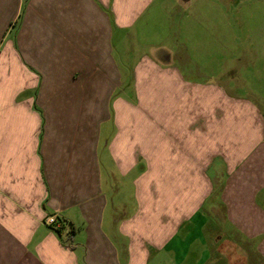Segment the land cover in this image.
I'll return each mask as SVG.
<instances>
[{
  "label": "crops",
  "instance_id": "crops-1",
  "mask_svg": "<svg viewBox=\"0 0 264 264\" xmlns=\"http://www.w3.org/2000/svg\"><path fill=\"white\" fill-rule=\"evenodd\" d=\"M158 2L0 0V264H264L260 103L244 99L241 108L225 84L223 118L210 108L214 117L202 133L189 125L194 109L189 115L177 96L163 91L176 110L160 112V127L174 137L146 126L145 109L130 104L126 85L138 80L132 72L154 56L124 79L113 33L142 27ZM183 53L173 58L179 77L209 81L200 76L202 67L187 69ZM149 92L140 95L145 108ZM209 92L206 98L216 102L217 93ZM182 95L190 106L189 95ZM110 121L114 125H105ZM158 149L162 203L169 195H177V203H166L154 230L148 171L133 174ZM201 157L208 163L204 186ZM113 163L122 169L120 178L135 179L138 210L120 204L119 183L108 170ZM120 209L125 215H115ZM55 214L60 228L45 223Z\"/></svg>",
  "mask_w": 264,
  "mask_h": 264
},
{
  "label": "rangeland",
  "instance_id": "rangeland-1",
  "mask_svg": "<svg viewBox=\"0 0 264 264\" xmlns=\"http://www.w3.org/2000/svg\"><path fill=\"white\" fill-rule=\"evenodd\" d=\"M141 22L142 27L140 28L135 26L121 30L115 29L112 46L113 57L120 71L123 72L124 79H128L129 70L136 67L138 62H145L154 56L151 62L137 67L138 69L136 68L132 72L135 80L137 79L136 74H138V80L127 83L126 87H129V90H125L133 102L128 99L130 104L135 105L138 110L141 107L143 111L145 109L144 118L148 121L146 126L153 123L154 127H158V134L175 136L174 133H166V129L161 131L160 127V112L169 106L176 110L175 104L161 98L164 95L162 92L167 90L170 95L172 94L171 97L177 96L176 98L181 100V104H179L181 110L185 108L186 111H189V115L195 111L193 119L189 120V125L191 124L190 126L194 130L198 128L202 133H206L209 120L212 116L214 117L213 109L210 111V108L216 107L217 117L223 118L221 112L224 101L229 98L224 93L225 84L232 89L236 96H232L233 103H239L242 108L241 104L245 103L244 99H249L255 106H257V102L260 103L264 109V0H159L155 10L151 12L150 16L148 14L144 16ZM158 51L164 52L163 55L159 54L158 56ZM165 52L173 57L169 59L165 56ZM183 52H185V57L182 55L180 60L187 61L185 64L187 69L191 70L196 66L202 67L200 76L209 81L191 84L179 77V68L176 67L177 63L173 58L179 57L184 54ZM139 77L144 79L140 81ZM171 88L175 93H171ZM145 90L150 91L151 95L148 99L149 102L146 101V103L148 102L146 108L142 106L140 97L142 91L145 92ZM209 90L217 93L216 102H209L206 98L210 93ZM232 91L229 92L232 93ZM182 93H185V98L186 95H189L187 99L191 103L190 106L186 105ZM117 97L123 99L120 95ZM115 100L116 97L111 98L109 108L113 118H115ZM151 106L153 107L152 111H150ZM192 109L194 110L192 111ZM105 125H114V123L110 121ZM151 155V161L147 159V154L133 176H136L143 168L148 171L145 187L147 190L150 188L156 199L154 201L151 199L154 209H152L149 220L154 230H158L162 208L168 207L167 204H176L177 195L167 196L166 201L162 203V187H160L162 154L158 149L155 154ZM124 157L125 155H120L119 159H125L126 157ZM207 165L204 157H201L198 170L202 175V186L206 183L204 182L206 179L204 171ZM221 165L220 160L214 163L213 168L211 167L208 171V176L213 178L215 168L220 169ZM123 166L124 164H122ZM110 168L108 167L109 172H113L117 179L116 183H119L115 184L120 189L121 195L117 196L120 204H124L127 212L138 210L137 200L139 201V198L138 189L134 183L135 179L133 180V177L120 178L121 174L119 173L122 172V169L119 163H113V167ZM153 169L155 177L151 178L149 176L150 173H153ZM259 201L264 204V191L260 194ZM207 204L209 206L210 201ZM126 211L120 209L115 212V215H125ZM169 213L175 215L171 210ZM141 220L149 222L144 217H141ZM149 231L147 230V232Z\"/></svg>",
  "mask_w": 264,
  "mask_h": 264
},
{
  "label": "built area",
  "instance_id": "built-area-1",
  "mask_svg": "<svg viewBox=\"0 0 264 264\" xmlns=\"http://www.w3.org/2000/svg\"><path fill=\"white\" fill-rule=\"evenodd\" d=\"M45 223L47 225H51V226H54L55 228H60V221H59V215L58 214H55V215H49L47 218H46V221Z\"/></svg>",
  "mask_w": 264,
  "mask_h": 264
},
{
  "label": "trees",
  "instance_id": "trees-1",
  "mask_svg": "<svg viewBox=\"0 0 264 264\" xmlns=\"http://www.w3.org/2000/svg\"><path fill=\"white\" fill-rule=\"evenodd\" d=\"M57 232H59V231H57Z\"/></svg>",
  "mask_w": 264,
  "mask_h": 264
}]
</instances>
